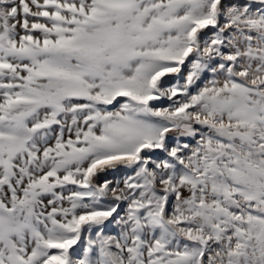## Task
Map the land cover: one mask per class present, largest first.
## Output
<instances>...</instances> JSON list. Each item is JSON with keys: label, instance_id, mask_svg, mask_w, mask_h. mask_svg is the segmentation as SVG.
Wrapping results in <instances>:
<instances>
[{"label": "snow or ice", "instance_id": "obj_1", "mask_svg": "<svg viewBox=\"0 0 264 264\" xmlns=\"http://www.w3.org/2000/svg\"><path fill=\"white\" fill-rule=\"evenodd\" d=\"M0 264H264V0H0Z\"/></svg>", "mask_w": 264, "mask_h": 264}]
</instances>
